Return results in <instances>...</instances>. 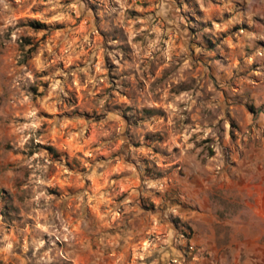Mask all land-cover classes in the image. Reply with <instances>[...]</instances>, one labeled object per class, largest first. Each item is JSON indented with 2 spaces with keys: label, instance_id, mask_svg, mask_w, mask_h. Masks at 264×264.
Instances as JSON below:
<instances>
[{
  "label": "rangeland",
  "instance_id": "obj_1",
  "mask_svg": "<svg viewBox=\"0 0 264 264\" xmlns=\"http://www.w3.org/2000/svg\"><path fill=\"white\" fill-rule=\"evenodd\" d=\"M260 186L264 0H0V264H232Z\"/></svg>",
  "mask_w": 264,
  "mask_h": 264
},
{
  "label": "crops",
  "instance_id": "obj_2",
  "mask_svg": "<svg viewBox=\"0 0 264 264\" xmlns=\"http://www.w3.org/2000/svg\"><path fill=\"white\" fill-rule=\"evenodd\" d=\"M262 190V191H260ZM253 202L249 204L252 208V222L264 224V186H260ZM251 240H256L255 244H244L237 250L238 259L232 264H264V241L259 242L264 237L263 231H255L246 234Z\"/></svg>",
  "mask_w": 264,
  "mask_h": 264
},
{
  "label": "built area",
  "instance_id": "obj_3",
  "mask_svg": "<svg viewBox=\"0 0 264 264\" xmlns=\"http://www.w3.org/2000/svg\"><path fill=\"white\" fill-rule=\"evenodd\" d=\"M189 249H193V246H192V245H190V246H189Z\"/></svg>",
  "mask_w": 264,
  "mask_h": 264
}]
</instances>
